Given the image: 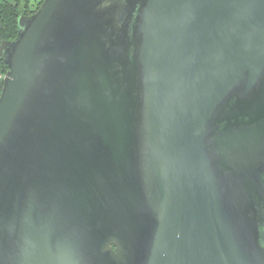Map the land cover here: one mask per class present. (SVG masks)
<instances>
[{
    "label": "water",
    "instance_id": "obj_1",
    "mask_svg": "<svg viewBox=\"0 0 264 264\" xmlns=\"http://www.w3.org/2000/svg\"><path fill=\"white\" fill-rule=\"evenodd\" d=\"M0 59V264H264V0H43Z\"/></svg>",
    "mask_w": 264,
    "mask_h": 264
},
{
    "label": "trees",
    "instance_id": "obj_2",
    "mask_svg": "<svg viewBox=\"0 0 264 264\" xmlns=\"http://www.w3.org/2000/svg\"><path fill=\"white\" fill-rule=\"evenodd\" d=\"M29 2L30 0H0V43L16 36L17 19L20 15H29L39 7L31 10ZM6 70V63L0 59V73L4 75ZM1 86L2 81L0 82V90Z\"/></svg>",
    "mask_w": 264,
    "mask_h": 264
},
{
    "label": "crops",
    "instance_id": "obj_3",
    "mask_svg": "<svg viewBox=\"0 0 264 264\" xmlns=\"http://www.w3.org/2000/svg\"><path fill=\"white\" fill-rule=\"evenodd\" d=\"M42 0H30L29 7L31 10H35L41 3ZM3 75L0 73V82L2 81Z\"/></svg>",
    "mask_w": 264,
    "mask_h": 264
}]
</instances>
